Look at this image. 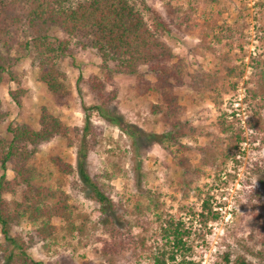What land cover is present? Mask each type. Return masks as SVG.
<instances>
[{"label":"rangeland","instance_id":"rangeland-1","mask_svg":"<svg viewBox=\"0 0 264 264\" xmlns=\"http://www.w3.org/2000/svg\"><path fill=\"white\" fill-rule=\"evenodd\" d=\"M147 2L163 11L161 0ZM175 3L196 8L198 14L195 17L200 22L216 19L218 25L226 23L233 27L235 38L232 45H214L213 51L201 47L198 33L184 34L175 30L164 37L176 56L175 60H184L190 73L206 74L219 81L224 88L220 104L216 105L208 94L194 91L189 83L177 88L179 101L186 108L183 120L191 123L197 133L181 140V144L187 147L183 153H177L173 147L169 151L151 140L154 134L166 130L150 113L149 105L156 102L157 97L140 96L136 76L115 75L108 91L115 89L117 99L110 108L122 117L125 125L130 124L143 137L131 138L118 127L107 124L99 113H93L91 121L97 137L89 142L86 168L91 176L111 187L109 192L118 205L116 214L131 222L122 230L124 239L129 242L127 249L112 252L110 258L104 255L103 243L99 240H111V237L105 226V213L90 199L91 191L78 174V152L82 142L77 138L70 146L68 140L56 138L41 148L37 155L38 166L47 174L51 172V185L60 184L70 195V203L81 216L78 223L83 222V217L87 220L85 232L74 235L63 228L60 220H54V224L60 227L55 238L46 244L39 243L29 251L36 262L110 264V259L111 264H144L146 259L140 247L141 240L145 239L150 247L155 246L160 238L157 226L150 224L153 216L147 211V191L161 193L167 207L176 213L181 204H198L200 209L201 202L197 197L200 189L203 196H211V209L219 220L210 221L208 228L201 227L199 221L194 223L192 260L197 264H264V141L263 137L253 139L255 133L249 129V124L254 119V108L244 100L247 88L253 86V68L256 64L264 68V0H175ZM49 34L54 43L59 40L68 45L60 65L69 79L70 104L67 107L54 104L46 86L39 80V69L34 64L32 51H14L13 56L19 59L16 71L22 76V86L28 93L19 107L9 96V91L17 89V84L5 80L0 87L2 109L7 113L0 131L7 139L10 138L7 128L11 124L38 129L43 106L67 125L83 128L85 108L96 103L89 87L78 80L80 76L84 79L93 75L103 78L101 59L82 41L67 36L56 26H51ZM230 68L243 76L228 77ZM146 78L154 80L148 72ZM224 114L228 121L237 122L245 130L246 138L239 150L225 159L220 155L225 147V137L216 125L219 116ZM205 146L211 147L215 153L212 154L214 158H208L209 165L202 164L203 155L198 152L199 147ZM174 154L184 156L197 168L201 167V172L187 178L192 180V185L183 183L184 173ZM51 155H58L71 163L74 174L62 176L49 164ZM9 168L6 174L12 179L11 165ZM2 173L0 171V176ZM257 189L261 196L256 194ZM137 205L143 208L142 215L138 214ZM184 216L188 217L187 214ZM33 229L34 226L24 220L14 232L27 238ZM203 234L204 237L199 238ZM2 242L0 232V245ZM0 264H5L1 252Z\"/></svg>","mask_w":264,"mask_h":264},{"label":"trees","instance_id":"trees-1","mask_svg":"<svg viewBox=\"0 0 264 264\" xmlns=\"http://www.w3.org/2000/svg\"><path fill=\"white\" fill-rule=\"evenodd\" d=\"M161 1L163 11L152 7L147 0H0V87L5 80L17 84V89L9 91L17 106L22 105L28 91L16 71L19 59L13 56L14 51H32L34 64L39 69V80L46 86L54 104L58 107L70 104L69 79L60 65L68 45L51 40V26L91 48L101 59L103 76L93 75L88 79L80 76L78 80L89 87L96 100L84 110L85 127H71L43 106L38 129L11 124L7 128L9 139L0 131V171H3L0 176V232L3 240L0 252L5 264H44L36 262L29 251L37 244H46L55 238L60 229L54 224L56 219L71 235L85 232L87 218L83 217V222L78 223L81 216L70 203V195L60 184L51 185V172L47 174L38 166L37 155L41 148L56 138L68 140L70 146L77 138L82 142L78 152V174L91 191L90 199L105 213V226L111 237V240H99L103 243L104 255L110 258L112 252L127 249L129 242L124 239L122 230L131 222L116 214L118 205L109 192L111 187L91 176L86 168L89 142L97 137L91 121L93 113H99L107 124L118 127L131 138L143 137L133 126L125 125L122 117L110 108L117 99L115 89L108 91L115 75L136 76L138 94L157 97V101L149 105L150 113L166 130L154 134L151 140L169 151L173 147L177 153H183L187 147L181 144V140L197 133L191 123L183 120L186 108L179 101L177 88L189 83L194 91L208 94L216 105L220 104L224 88L219 81L206 74L190 73L184 60H175L176 56L164 37L175 30L184 34L198 33L201 47L213 51L214 45H232L235 38L233 27L226 23L218 25L216 19L200 22L195 17L198 14L196 8L177 5L175 0ZM147 72L154 80L146 78ZM239 75L243 76V73L237 74L234 68L228 70L230 78ZM252 75L253 86L247 88L244 98L254 108L249 129L255 133L254 140L263 137L264 141V68L256 64ZM2 105L0 98V124L7 119ZM216 125L225 137V147L220 155L229 158L230 153L238 151L245 143V130L237 122L228 121L225 114L219 116ZM198 152L203 155V165H209L208 158H214L212 154H215L208 146L199 147ZM174 158L183 170V183L192 185V180L187 178L201 172V167L197 168L179 154H174ZM48 162L62 176L75 172L74 166L58 155H51ZM10 165L12 179L6 174ZM256 194L262 195L259 189ZM203 195L198 189L200 209L198 204H181L173 213L161 193L147 191V211L153 216L150 224L157 226L160 238L155 246L150 247L145 239L141 240L140 247L146 259L144 264H197L192 260L194 223L199 221L201 227L208 228L210 221L219 220L211 209V196ZM136 208L139 215L144 213L140 205ZM24 220L34 226L27 238L14 232ZM240 261L245 263L244 259ZM109 263H112L110 259Z\"/></svg>","mask_w":264,"mask_h":264},{"label":"built area","instance_id":"built-area-1","mask_svg":"<svg viewBox=\"0 0 264 264\" xmlns=\"http://www.w3.org/2000/svg\"><path fill=\"white\" fill-rule=\"evenodd\" d=\"M237 105V104H236Z\"/></svg>","mask_w":264,"mask_h":264}]
</instances>
